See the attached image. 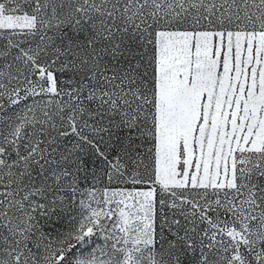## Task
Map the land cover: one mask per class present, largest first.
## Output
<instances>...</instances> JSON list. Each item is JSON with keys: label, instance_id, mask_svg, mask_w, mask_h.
<instances>
[{"label": "snow or ice", "instance_id": "1", "mask_svg": "<svg viewBox=\"0 0 264 264\" xmlns=\"http://www.w3.org/2000/svg\"><path fill=\"white\" fill-rule=\"evenodd\" d=\"M0 264H264V0H0Z\"/></svg>", "mask_w": 264, "mask_h": 264}]
</instances>
